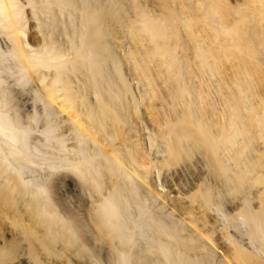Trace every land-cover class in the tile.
I'll use <instances>...</instances> for the list:
<instances>
[{"label": "bare ground", "instance_id": "bare-ground-1", "mask_svg": "<svg viewBox=\"0 0 264 264\" xmlns=\"http://www.w3.org/2000/svg\"><path fill=\"white\" fill-rule=\"evenodd\" d=\"M0 264H264V0H0Z\"/></svg>", "mask_w": 264, "mask_h": 264}]
</instances>
